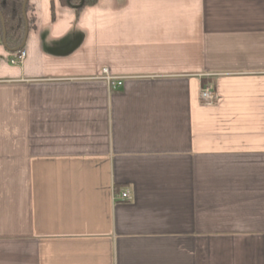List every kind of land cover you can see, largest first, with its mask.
<instances>
[{"label": "crops", "instance_id": "crops-1", "mask_svg": "<svg viewBox=\"0 0 264 264\" xmlns=\"http://www.w3.org/2000/svg\"><path fill=\"white\" fill-rule=\"evenodd\" d=\"M26 6L0 264H264V0Z\"/></svg>", "mask_w": 264, "mask_h": 264}, {"label": "trees", "instance_id": "trees-1", "mask_svg": "<svg viewBox=\"0 0 264 264\" xmlns=\"http://www.w3.org/2000/svg\"><path fill=\"white\" fill-rule=\"evenodd\" d=\"M25 0H0V41L4 40V26L6 30V45L11 50L22 47L26 36L27 19L23 13ZM99 0H61L65 5L72 6L78 14L86 6L95 5ZM27 8V6H26Z\"/></svg>", "mask_w": 264, "mask_h": 264}, {"label": "built area", "instance_id": "built-area-1", "mask_svg": "<svg viewBox=\"0 0 264 264\" xmlns=\"http://www.w3.org/2000/svg\"><path fill=\"white\" fill-rule=\"evenodd\" d=\"M27 57V51L24 47H21L13 52V54L10 56V63L14 65H20L22 64ZM104 77L113 85V86H118L122 84L121 80H118L115 76H112L109 74L108 69H104ZM202 98L207 102L211 103L215 100L216 94L212 90L211 86H206L202 90ZM119 198L122 200H125L128 198V194L126 192H123L119 195Z\"/></svg>", "mask_w": 264, "mask_h": 264}, {"label": "water", "instance_id": "water-1", "mask_svg": "<svg viewBox=\"0 0 264 264\" xmlns=\"http://www.w3.org/2000/svg\"><path fill=\"white\" fill-rule=\"evenodd\" d=\"M26 5H27V0H25L24 1V4H23V13H24V16H26ZM1 13V12H0ZM3 20V26H4V42L6 41V30H5V23H4V19H2ZM24 42H25V40H24ZM24 42H23V44H22V47L24 46Z\"/></svg>", "mask_w": 264, "mask_h": 264}]
</instances>
